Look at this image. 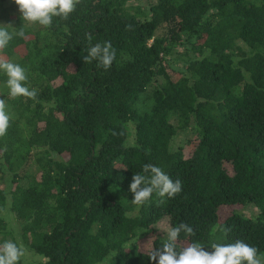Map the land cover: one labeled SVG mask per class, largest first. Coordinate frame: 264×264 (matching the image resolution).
Listing matches in <instances>:
<instances>
[{"label":"trees","instance_id":"obj_1","mask_svg":"<svg viewBox=\"0 0 264 264\" xmlns=\"http://www.w3.org/2000/svg\"><path fill=\"white\" fill-rule=\"evenodd\" d=\"M23 23L0 0V25ZM24 32L0 49L36 92L12 98L0 74V243L41 259L19 264H154L181 222V246L242 240L264 264V0H77ZM104 42L107 70L84 59ZM145 164L180 193L133 204Z\"/></svg>","mask_w":264,"mask_h":264},{"label":"clouds","instance_id":"obj_2","mask_svg":"<svg viewBox=\"0 0 264 264\" xmlns=\"http://www.w3.org/2000/svg\"><path fill=\"white\" fill-rule=\"evenodd\" d=\"M13 2L18 5L22 14L23 28L13 32L15 29L0 25V49H5L14 35L24 37L26 23L49 28L54 18L67 19L75 10L77 0H13ZM115 56L111 43L104 42L90 46L84 59L89 63L96 61L99 67L107 70L113 64ZM0 74L6 78L5 85L10 97L36 96L35 90L27 86L26 70L19 63L0 60ZM9 120L6 101L0 99V136L7 131ZM181 189L179 179L174 181L163 169L152 164H145L142 173L133 176L129 187L133 194L131 202L136 205L151 199L153 193L161 198H173ZM181 233L190 237L194 235V229L183 222L176 226L170 225L160 246L152 248L149 260L154 264H261L258 249L242 240L212 244V251H208L203 244L195 241L187 246H181ZM23 255V249L16 242L6 240L0 243V264H19Z\"/></svg>","mask_w":264,"mask_h":264},{"label":"rangeland","instance_id":"obj_3","mask_svg":"<svg viewBox=\"0 0 264 264\" xmlns=\"http://www.w3.org/2000/svg\"><path fill=\"white\" fill-rule=\"evenodd\" d=\"M0 58L2 59L1 56H0ZM181 141H182L181 143H183L185 141V139H182ZM192 147L193 146L190 145L187 148H185V154L186 155L191 151ZM4 216H7V218H11V216L9 217V213L7 211H5ZM161 227H162V225L158 226V228L163 229ZM163 227H164V224H163ZM150 245H151L150 239H144V240H141L139 242V247H140V249H143V250L150 247ZM21 259L23 262H37V261L41 260L40 258L32 257V255H30L29 252H27V251L24 252V255L21 257Z\"/></svg>","mask_w":264,"mask_h":264}]
</instances>
